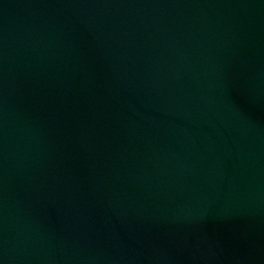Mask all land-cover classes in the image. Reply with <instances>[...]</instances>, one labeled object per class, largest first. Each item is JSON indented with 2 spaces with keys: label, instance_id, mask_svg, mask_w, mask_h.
Returning a JSON list of instances; mask_svg holds the SVG:
<instances>
[{
  "label": "water",
  "instance_id": "water-1",
  "mask_svg": "<svg viewBox=\"0 0 264 264\" xmlns=\"http://www.w3.org/2000/svg\"><path fill=\"white\" fill-rule=\"evenodd\" d=\"M0 264H264V0H0Z\"/></svg>",
  "mask_w": 264,
  "mask_h": 264
}]
</instances>
